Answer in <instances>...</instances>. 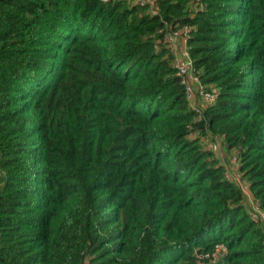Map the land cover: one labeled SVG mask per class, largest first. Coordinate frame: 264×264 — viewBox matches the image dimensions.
<instances>
[{
    "label": "trees",
    "instance_id": "obj_1",
    "mask_svg": "<svg viewBox=\"0 0 264 264\" xmlns=\"http://www.w3.org/2000/svg\"><path fill=\"white\" fill-rule=\"evenodd\" d=\"M145 1L0 0V264H264V0Z\"/></svg>",
    "mask_w": 264,
    "mask_h": 264
},
{
    "label": "built area",
    "instance_id": "obj_2",
    "mask_svg": "<svg viewBox=\"0 0 264 264\" xmlns=\"http://www.w3.org/2000/svg\"><path fill=\"white\" fill-rule=\"evenodd\" d=\"M107 2L108 0H103ZM140 6H145L147 2L145 0H135ZM151 13L156 14L155 3H151ZM189 27H184L181 29H175L165 36V43L173 50L175 53L174 66L178 70L179 76L187 92V99L190 103V107L196 114L197 121L203 119V113L206 107L215 104L218 93L215 90H210L200 83L198 76L195 73L192 59L188 51V39H189ZM181 53V54H179ZM220 142L216 143L220 146ZM220 155V156H219ZM217 160L221 161L222 155L218 152L215 155ZM234 163H237V158H233ZM228 179L235 181L239 184L244 192L247 194L250 201H252L253 217L258 219V216L262 217L264 220V215L258 210L257 203L254 202L251 195L249 194V187L247 182L242 179V177L237 174L234 176L228 175ZM226 247H221L218 249V255L224 256L226 254Z\"/></svg>",
    "mask_w": 264,
    "mask_h": 264
},
{
    "label": "rangeland",
    "instance_id": "obj_3",
    "mask_svg": "<svg viewBox=\"0 0 264 264\" xmlns=\"http://www.w3.org/2000/svg\"><path fill=\"white\" fill-rule=\"evenodd\" d=\"M219 153L222 155L221 161L224 162L228 168L235 169L232 164L233 156H235V152H224L222 148L219 150ZM220 156V155H219Z\"/></svg>",
    "mask_w": 264,
    "mask_h": 264
},
{
    "label": "crops",
    "instance_id": "obj_4",
    "mask_svg": "<svg viewBox=\"0 0 264 264\" xmlns=\"http://www.w3.org/2000/svg\"><path fill=\"white\" fill-rule=\"evenodd\" d=\"M179 54H181V53H179ZM217 149V148H216Z\"/></svg>",
    "mask_w": 264,
    "mask_h": 264
}]
</instances>
